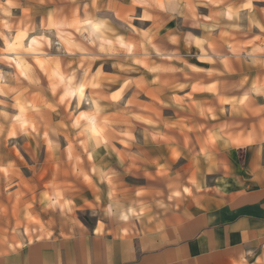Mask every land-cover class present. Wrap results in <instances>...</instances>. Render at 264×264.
Instances as JSON below:
<instances>
[{"label": "crops", "instance_id": "crops-1", "mask_svg": "<svg viewBox=\"0 0 264 264\" xmlns=\"http://www.w3.org/2000/svg\"><path fill=\"white\" fill-rule=\"evenodd\" d=\"M134 1L67 2L65 18L58 20L47 6L39 17L38 31L23 27L28 34L12 52L4 50L3 36L11 38L16 30L3 29L0 58L17 53L29 69L20 76L8 63L12 79L6 81L5 69L0 68V101L15 93L9 87L22 85L34 92L38 85V92L44 94L39 112L43 117L64 118L74 110L87 126L88 117L95 119V115L85 111L93 110L100 134L93 135L96 140L88 138L83 120L74 125V117L73 127H81L92 142L57 146L47 141L51 150L59 151L58 158L48 164L58 163L56 178H74L80 190L62 192L63 201L70 202L67 220L52 224L49 235L18 238L19 244L0 243V264H264V0ZM128 10L135 15H123ZM149 12L158 18L153 20ZM110 15L130 26H120ZM42 20L48 27L41 26ZM57 22L65 24L59 28L69 38L56 33ZM34 36L48 38L49 44L43 40L36 51H27V40ZM52 36L59 40L61 52L45 53ZM133 37L141 42L148 37L163 40V51L155 47L156 78L148 77L141 63L144 54L138 58L130 42ZM119 56L125 64L122 70L115 62ZM59 71L76 89L59 82L63 80ZM35 74L42 82L33 85L27 78ZM84 80H97L108 89L90 98L82 92L78 100L75 90L82 88L79 82ZM63 88L74 93L64 95ZM149 91L156 99L149 97ZM133 98L139 108L129 104ZM17 103L25 107L28 122L24 125L16 121ZM27 106L21 99L10 108L14 131L33 125ZM0 109L8 107L0 104ZM113 114L128 116L118 123L122 132L102 123V116ZM121 150L125 158L120 157ZM133 155L139 160L129 159ZM5 162L1 142L2 183ZM11 162L21 165L16 157ZM136 173L143 193L137 195L138 189L124 185V194L146 202L168 199L169 209L149 205L152 211L136 218V227L130 231H122L120 224H111L108 218L89 227L68 217L79 208L97 209L100 200L105 209L110 203L113 214L123 215V207L127 217L130 207L114 197L120 186L109 191L111 184ZM45 191V201L54 204L55 192ZM100 222L103 226L98 230ZM112 226L118 227L117 233L110 232Z\"/></svg>", "mask_w": 264, "mask_h": 264}, {"label": "rangeland", "instance_id": "rangeland-1", "mask_svg": "<svg viewBox=\"0 0 264 264\" xmlns=\"http://www.w3.org/2000/svg\"><path fill=\"white\" fill-rule=\"evenodd\" d=\"M25 1L28 0H0L1 36L4 33L3 29L10 31V33L16 30L14 32L15 34L18 31H25L28 34L27 30H33L34 32H37V23L40 19L39 17L41 15L43 16L42 13L44 9L47 8V6L52 7V9L54 10L53 15L57 20L64 19L65 12L63 5L67 2L73 3L76 0H29V2L34 3V6L27 5ZM134 3L135 1L133 0V4ZM148 8L150 7L148 6ZM127 14H132V16H134L135 11L128 10L123 13V15L125 16H127ZM148 16L153 20H156L158 18V15L156 13L149 12ZM110 17L113 19H117L120 26H130L129 24L124 22L123 19L117 18L113 15H110ZM8 19H10L11 22H8ZM62 25L65 24L63 22H57L55 24L56 33H59L64 37H68V35L59 28ZM78 25H83V23H78ZM41 26L48 27L47 21L42 20ZM23 27H25L27 30ZM13 35L11 38H8L6 35L3 36L4 46L6 41L12 40V38L14 37ZM39 39L41 40L40 46H42L43 40L46 45L49 44L48 38L39 37ZM129 39L131 40L130 42H132L134 45V50L137 54V57L139 58L140 55L144 54V56L141 57L142 60H140L141 63L147 68L148 77L150 79L156 78L158 73L156 69H158L159 71V68L156 67L155 60L157 59V56L155 47L157 46L159 51H163V40L151 37H148L146 39L144 38L142 42L138 37ZM59 43L60 42L57 37L52 36L50 46L45 49V53L61 52ZM21 46L22 44L19 47ZM19 47H17L16 49H18ZM121 57L119 58V61H117L118 59L115 58V62L116 66H118L122 70L125 64L123 63V58ZM37 58L38 57H36L35 60ZM134 60L135 62H137L136 59ZM23 62L25 63V67L21 64L19 65L11 58H0V68L5 69L4 74L6 75V81H8V79H12V74L10 72L11 68H9L8 70V67L6 66L8 65V63L15 68L18 75L26 76L29 65L24 60ZM135 66L138 67V64ZM106 70H108V68H106ZM60 74L62 75L63 80L58 81L62 83L65 82L64 87L66 85H69L72 88H76L75 86L71 85L70 81L66 80L67 78L65 77L64 73L60 72ZM1 77L2 76L0 74V79ZM59 78L61 80V76H59ZM14 79L16 82H20V79L15 76ZM27 80L33 85L42 82L41 76L37 74H35V76L30 75ZM79 83L82 84V88L80 86L77 87L81 89V95L83 92V95L84 97L86 96V98L87 96L88 98H90L93 96L102 95L100 91L102 89H108L107 87L102 86V84L100 85L99 81L97 80H84ZM121 89L123 90L122 87ZM137 89L140 90V86H138ZM9 91H15V93L13 95L9 93L11 95V98L8 97L0 101L1 105L8 107V109L5 111L3 109H0V144L1 142H3L4 159L8 160L7 163H4L5 165L3 168L5 180L3 183L0 182V243H7L11 245L12 243L19 244V239L23 240V238H27L31 240L35 237L47 236L51 233V230L49 228L50 226H52V224L59 226L60 224L65 223V220H67V216H65V210H68L69 212L70 208L68 204L70 202L63 201L62 192H64L65 190L70 192H76L80 190L77 183L74 182V178H69L70 180L63 179L62 181L61 179L56 178L55 171L58 169V163L54 161L51 166H48V164L49 161L58 158L57 154L59 153V151L51 150V147L47 145V141L52 145L56 144L57 146H60L61 144L89 143L92 142V140L85 138L81 131V127H73L72 119L76 116L74 115V110L72 112H68V114L64 118H45L41 113H39L40 110H43L42 107L44 106V94L43 92H38V85L35 90L36 93L35 91L30 92L28 89L26 90V88H24L22 85H16L13 90L11 87H9ZM0 92H2L1 88ZM148 94L150 98L156 99L152 91H149ZM35 95L36 99H34ZM136 95L139 96L140 94L137 93ZM21 99L24 105H28V109L32 111L30 115L32 116L31 120L33 125H31V127H27V125H25V129L17 128L14 131L12 128V124H14V112L10 110V108L14 106L16 101H19ZM129 104L137 108H139L140 106L139 101L136 98L131 99V101H129ZM20 107L23 109V122L19 121L17 117L18 109ZM16 108V121L20 125H24L28 122L25 114V107L22 104L17 103ZM148 110H150V108H148ZM85 112H87V114L90 113L95 115V119L99 129V124L95 112L93 110ZM80 115L81 113L79 112L78 116L73 119L74 125L79 124V122L83 120V118H79ZM127 117L128 116L123 114H113L111 116H102L101 120L102 123L106 124L107 128H109L111 131L119 133L123 131V126L118 123L124 121ZM85 121L86 120L84 118L82 126L84 134L88 138H94L96 140L97 138L89 134ZM11 135H14L16 137L14 139H10L9 136ZM102 139L104 138L101 137V140ZM118 153L120 154L121 158H125L124 152L122 150L118 151ZM15 157L21 160V165L19 163L17 165H14V163L11 162V159ZM129 159H131L132 161L139 160L134 155L129 156ZM63 174L67 177V172L64 171ZM71 174L75 175L74 170ZM47 176H50V179H45V177ZM13 178L16 181L13 180ZM51 180L55 182H51ZM115 185H118L120 187L117 189L116 193L114 192V197L119 199L122 203H126L127 206L130 207L128 208V211H130L131 213L127 215V217L123 207H121L123 215L120 214V211V215L117 213L113 214V211H111V209L109 208L110 203L105 209V202L103 200L99 201L100 206L97 207V209L79 208L72 216L68 217H74V219L77 218L79 221L89 227H93L95 221H97L98 219H100V221L102 222V219H105L107 221L108 218V222H110L111 224H120L122 231H130L131 228L136 227V218H139L141 216L143 217L152 211V208H150L151 206L149 205H156V207L160 208L163 211H166L171 207L169 204V200L164 198L158 200L151 199V201L146 202L141 198H129V196L127 197L124 194V185L131 186V188L133 189H138L136 193L137 195L143 193V191L139 190L141 188V182L139 180V177L137 176V173L136 175L133 174L124 176L120 183L111 184L109 192L113 191V187ZM45 189L49 191L48 194H53L55 192V194L57 195L54 204L53 202L51 203L50 201H48L47 203L45 201ZM49 199L50 198L48 197V200ZM118 205L120 204L118 203ZM48 206L52 208L47 209ZM56 206L58 210L56 209ZM131 207L135 210V213H133ZM106 211L108 215L106 214ZM126 218H128V220H126ZM101 222L99 223L98 230L102 229L103 224ZM117 228L118 227L112 226L110 232L112 234L117 233Z\"/></svg>", "mask_w": 264, "mask_h": 264}, {"label": "bare ground", "instance_id": "bare-ground-1", "mask_svg": "<svg viewBox=\"0 0 264 264\" xmlns=\"http://www.w3.org/2000/svg\"><path fill=\"white\" fill-rule=\"evenodd\" d=\"M92 25L94 26L93 28H95V30H97V26H98L97 23L96 22H93ZM26 36H27V33L25 31H18L14 35V37L12 38V40L5 42L4 50L6 52H12V51H14L17 47H19L22 44V42H23V40L25 39ZM27 41H28V43L26 45V49L29 50V51H36L37 47L41 44L40 39L37 38V37H35V36L28 38ZM4 57L7 58V59H9V58L13 59L19 65L20 64L23 65V66L25 65L24 62H23V60L19 57V55L17 53H14V54H6ZM38 64H41V63L38 62ZM75 91H77L76 92V93H78L77 97H78V100H80L81 97H82V95H81V89L75 90ZM73 93H74V90L73 89H70V88H67L64 91V95H72ZM23 116H24L23 115V109L20 107L18 109V113H17V117H18L19 121L23 122L22 121V117ZM87 126H88V130H89V132H90V134L92 136L93 135L95 137L98 136V134H99L98 125H97V122H95V119L92 117V115L88 117V124H87ZM113 205H115V204H113Z\"/></svg>", "mask_w": 264, "mask_h": 264}, {"label": "clouds", "instance_id": "clouds-1", "mask_svg": "<svg viewBox=\"0 0 264 264\" xmlns=\"http://www.w3.org/2000/svg\"><path fill=\"white\" fill-rule=\"evenodd\" d=\"M197 43L199 44V41H197ZM127 50H128L129 52H131V51H132V48L129 46V47H127Z\"/></svg>", "mask_w": 264, "mask_h": 264}]
</instances>
